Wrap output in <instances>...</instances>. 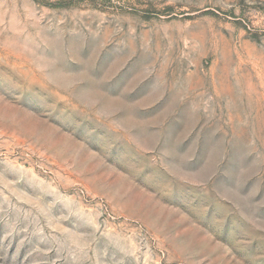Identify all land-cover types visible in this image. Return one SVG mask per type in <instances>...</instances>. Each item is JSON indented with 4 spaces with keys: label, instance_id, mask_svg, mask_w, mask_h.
<instances>
[{
    "label": "rangeland",
    "instance_id": "1",
    "mask_svg": "<svg viewBox=\"0 0 264 264\" xmlns=\"http://www.w3.org/2000/svg\"><path fill=\"white\" fill-rule=\"evenodd\" d=\"M0 264H264V0H0Z\"/></svg>",
    "mask_w": 264,
    "mask_h": 264
}]
</instances>
